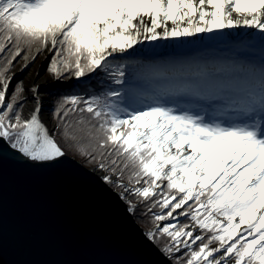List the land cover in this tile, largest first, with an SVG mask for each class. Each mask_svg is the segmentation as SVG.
Returning a JSON list of instances; mask_svg holds the SVG:
<instances>
[{
  "label": "snow or ice",
  "instance_id": "snow-or-ice-1",
  "mask_svg": "<svg viewBox=\"0 0 264 264\" xmlns=\"http://www.w3.org/2000/svg\"><path fill=\"white\" fill-rule=\"evenodd\" d=\"M241 28L261 35L211 58L179 43ZM262 45L264 0H0V146L51 164L66 154L57 136L73 142L129 212L147 209L171 264H264ZM45 51L55 81L105 74L98 93L61 97L51 133L41 100L22 118L9 75Z\"/></svg>",
  "mask_w": 264,
  "mask_h": 264
},
{
  "label": "water",
  "instance_id": "water-1",
  "mask_svg": "<svg viewBox=\"0 0 264 264\" xmlns=\"http://www.w3.org/2000/svg\"><path fill=\"white\" fill-rule=\"evenodd\" d=\"M0 264H171L121 195L65 154L51 164L0 146Z\"/></svg>",
  "mask_w": 264,
  "mask_h": 264
},
{
  "label": "bare ground",
  "instance_id": "bare-ground-1",
  "mask_svg": "<svg viewBox=\"0 0 264 264\" xmlns=\"http://www.w3.org/2000/svg\"><path fill=\"white\" fill-rule=\"evenodd\" d=\"M261 34L258 33L254 29H233V30H226L222 34H209V35H199L196 37L189 38L188 40L181 41L179 43H183L185 45H192V46H201V45H208V49L205 53L206 56L209 58L215 57L220 55V53L231 49H236V48H244L248 47V42L245 39V37L249 36H255L259 37ZM178 42H163V44H175ZM161 45V42H155L153 44L149 43H144L142 45H137L135 46V50H129L128 53L124 54L123 56H117L123 59H134L137 56H140V58H135V59H141L143 50L145 49H150V48H156ZM264 47V45H262ZM50 54L45 51L43 52L37 59L32 63L28 68L24 69L21 71L22 68V62L18 61L14 67L12 68L11 72L9 75L14 76L15 79L13 80V87L19 83L22 85L24 88V94L21 97V100L24 101L23 106L21 107V115L22 118H28L31 111H33L36 107L35 103L33 102L34 99H39L43 102L42 104V111L45 108L51 107L52 103L50 104L46 100H44L43 95H37L35 98L33 97L32 93L29 91V89L33 85L39 86V88L43 87H51L55 86L56 88L58 87L57 82L49 75L47 74V64L48 60L45 58L49 56ZM259 55V52H258ZM111 59V58H110ZM37 70L39 71V75L37 76ZM76 84L75 86H77ZM147 87V85H144ZM59 91V90H58ZM56 92L53 91L50 93L51 95H54ZM30 99V101H26ZM52 102V101H51ZM19 110V109H18ZM40 114V118L42 122L49 128L50 133L54 129L55 123H52V120L54 122L52 114L46 115L44 113ZM51 112V111H50ZM95 171L103 177L104 174L100 170Z\"/></svg>",
  "mask_w": 264,
  "mask_h": 264
},
{
  "label": "trees",
  "instance_id": "trees-1",
  "mask_svg": "<svg viewBox=\"0 0 264 264\" xmlns=\"http://www.w3.org/2000/svg\"><path fill=\"white\" fill-rule=\"evenodd\" d=\"M102 72H98V73H94V79L91 83H89L87 86H77V89L80 90L79 92H74V93H62V91L60 92H56L54 95L50 94V98L52 101V110H51V114L53 113L57 103L59 102V100L61 99L62 96L64 95H84L85 97L93 94V93H98L101 90L99 81L101 79H103L104 75H101ZM92 75V74H90ZM89 76L83 77L82 79H86ZM105 84L109 83L108 81H104ZM112 87H118L116 85H112ZM58 139V143H60L61 147L65 150V153H70L73 157H75V159L77 161H79L80 163H82L84 166L88 167V168H97L94 164L89 163L88 159L85 157H82L76 146L74 145L73 142L68 141L66 142L64 139H62L59 135L57 136ZM110 187L113 190H118L117 188L113 187L110 185ZM133 202H135V200L133 199ZM128 202H127V207H128ZM147 209L144 208L143 206H140L136 209L135 213H131L135 219V221L138 223V225L146 232V230L148 228H151L150 222H149V217L147 215H145L144 213H146ZM159 248V245H157Z\"/></svg>",
  "mask_w": 264,
  "mask_h": 264
},
{
  "label": "rangeland",
  "instance_id": "rangeland-1",
  "mask_svg": "<svg viewBox=\"0 0 264 264\" xmlns=\"http://www.w3.org/2000/svg\"><path fill=\"white\" fill-rule=\"evenodd\" d=\"M135 58H140V56H137ZM134 58V59H135ZM112 59V58H111ZM130 59V58H129ZM141 59H144V57L142 56ZM116 60L120 61V60H128V59H123V58H120V57H116ZM101 75H104L105 74L102 72ZM94 76L95 74L93 73L92 75H90V77L86 78V79H80V80H76L74 78H69V79H66V80H60V81H56L57 82V88L55 86H51V87H41L39 88L40 89V92H39V95H43V98L44 100H46L47 102H49L50 104L52 103L51 102V98H50V93H52L53 91H57V90H73L74 86L78 83L79 86H87L89 83H91L94 79ZM80 83V84H79ZM27 102L30 101V99L26 100ZM52 110V105L51 107L49 108H45L42 113L46 115H50L51 114V111ZM19 111L21 112V108L19 109ZM52 123H55V121L53 122L52 120ZM58 140V139H57ZM68 156L72 157L75 159V157H73L70 153H66ZM76 160V159H75ZM77 161V160H76ZM79 162V161H78ZM82 164V163H81ZM83 165V164H82ZM86 167V166H85ZM88 168V167H87ZM89 169H95V168H89ZM98 168H96L97 170ZM104 174V173H103ZM103 178V177H102ZM109 185V184H108ZM110 186V185H109ZM117 191L120 195H121V192L119 190H115ZM134 199V198H133ZM125 201V203L127 204V202L129 203L128 199H123ZM150 230V228H148L146 230V234L147 232Z\"/></svg>",
  "mask_w": 264,
  "mask_h": 264
}]
</instances>
